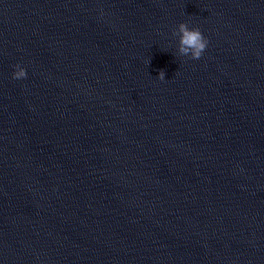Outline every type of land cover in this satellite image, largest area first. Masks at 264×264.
Wrapping results in <instances>:
<instances>
[{
  "label": "water",
  "instance_id": "1",
  "mask_svg": "<svg viewBox=\"0 0 264 264\" xmlns=\"http://www.w3.org/2000/svg\"><path fill=\"white\" fill-rule=\"evenodd\" d=\"M0 264H264V0H0Z\"/></svg>",
  "mask_w": 264,
  "mask_h": 264
},
{
  "label": "clouds",
  "instance_id": "2",
  "mask_svg": "<svg viewBox=\"0 0 264 264\" xmlns=\"http://www.w3.org/2000/svg\"><path fill=\"white\" fill-rule=\"evenodd\" d=\"M180 37L179 54L188 56L192 60H199L208 46V40L204 37L199 28L190 29L186 23H181L178 26V31L173 33ZM18 69L13 76V79H26L27 72L25 69L16 65ZM159 79L165 80V72L160 71Z\"/></svg>",
  "mask_w": 264,
  "mask_h": 264
}]
</instances>
